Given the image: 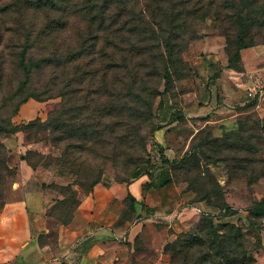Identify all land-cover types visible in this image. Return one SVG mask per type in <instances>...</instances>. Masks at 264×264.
I'll return each instance as SVG.
<instances>
[{"label": "rangeland", "instance_id": "374dc122", "mask_svg": "<svg viewBox=\"0 0 264 264\" xmlns=\"http://www.w3.org/2000/svg\"><path fill=\"white\" fill-rule=\"evenodd\" d=\"M108 1V29L92 47L103 56L73 43L69 26L34 33V45H0V126L16 130L0 132V214L22 156L36 182L67 198L55 208L62 219L73 196L144 181L140 202L123 201L116 225L136 228L130 256L114 264H264V117L221 120L213 108L225 59L246 72L240 83L264 89V0ZM41 19H29L36 31ZM207 92L214 112L204 115ZM223 207L236 216H201Z\"/></svg>", "mask_w": 264, "mask_h": 264}, {"label": "crops", "instance_id": "0c3cea01", "mask_svg": "<svg viewBox=\"0 0 264 264\" xmlns=\"http://www.w3.org/2000/svg\"><path fill=\"white\" fill-rule=\"evenodd\" d=\"M246 53L241 51L245 70L251 64L247 63ZM251 54L256 62L258 50H252ZM221 64L222 73L218 79L226 87L219 91L222 103L213 107L217 108L214 112L211 107L214 98L207 92L203 97L208 106L203 107L200 114L224 113L226 115L221 119L224 120L257 111L264 117V99L246 110L253 101L244 93L248 83L239 82L246 72L228 68L227 59ZM190 108L195 110L193 106ZM190 108H185L186 117ZM12 143L8 148L19 144L17 137L12 138ZM24 143L25 146L20 145L22 149L36 148L35 143ZM16 167L15 198L6 202L0 214V264H114L130 256L126 243L131 240L136 227L125 230L127 226L121 228L116 224L123 201L129 194L136 202L141 201L144 181L95 186L91 193L77 197L76 207L69 220L63 223L52 210L65 198L64 195L56 193L47 185L49 183L36 182L37 170L22 156Z\"/></svg>", "mask_w": 264, "mask_h": 264}, {"label": "trees", "instance_id": "16d2710c", "mask_svg": "<svg viewBox=\"0 0 264 264\" xmlns=\"http://www.w3.org/2000/svg\"><path fill=\"white\" fill-rule=\"evenodd\" d=\"M31 15L40 16L41 20H44L37 31L34 29L35 22L29 20ZM110 15L111 3L108 0H0V45H34V42H30L34 33L36 38L48 37L56 32L64 35L65 29L69 26L74 29L76 35V39H71L73 43L79 42L77 38L79 36L81 38L80 45H90L85 51H89L88 53L91 56H93V52L103 56L102 51H95V48L92 47L97 45L98 40H101V35H104L108 29L107 18ZM80 24L83 29L79 27ZM230 63L231 59H228L227 66L233 69ZM110 68L114 69L116 67L111 66ZM88 74L90 75L91 72ZM164 78L168 79L169 77L166 75ZM22 102H24V99H22ZM255 103L254 101L251 105ZM0 132L14 133L16 130L14 128L4 129L0 126ZM0 147V154H6L5 147ZM23 159L30 167L35 169V166L29 163L26 157H23ZM0 160L2 161L1 156ZM7 170L6 168L5 171ZM139 176L140 174L137 173L136 177ZM73 197L74 201L67 219H62L55 213L57 205L63 207L65 202H68L66 197L58 202L52 210V214L63 223L69 220L71 212L78 203V199L75 196ZM217 210L215 215H211L210 212H202L201 216L208 218L213 223L215 221L217 224H223L226 222L223 221L224 219L237 214V211L231 207L218 208Z\"/></svg>", "mask_w": 264, "mask_h": 264}, {"label": "built area", "instance_id": "2783aa9c", "mask_svg": "<svg viewBox=\"0 0 264 264\" xmlns=\"http://www.w3.org/2000/svg\"><path fill=\"white\" fill-rule=\"evenodd\" d=\"M247 96L251 99L262 100L264 99V89L260 85L247 88ZM199 210V209H198ZM209 212V211H204Z\"/></svg>", "mask_w": 264, "mask_h": 264}]
</instances>
